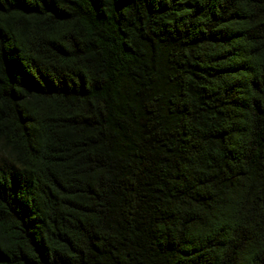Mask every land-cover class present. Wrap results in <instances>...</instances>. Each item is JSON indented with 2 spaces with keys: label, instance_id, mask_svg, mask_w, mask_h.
I'll return each mask as SVG.
<instances>
[{
  "label": "trees",
  "instance_id": "trees-1",
  "mask_svg": "<svg viewBox=\"0 0 264 264\" xmlns=\"http://www.w3.org/2000/svg\"><path fill=\"white\" fill-rule=\"evenodd\" d=\"M0 264H264V0H0Z\"/></svg>",
  "mask_w": 264,
  "mask_h": 264
}]
</instances>
